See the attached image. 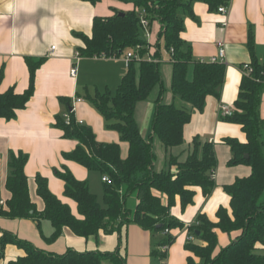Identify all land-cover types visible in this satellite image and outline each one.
<instances>
[{
	"label": "trees",
	"instance_id": "1",
	"mask_svg": "<svg viewBox=\"0 0 264 264\" xmlns=\"http://www.w3.org/2000/svg\"><path fill=\"white\" fill-rule=\"evenodd\" d=\"M92 4L99 0H83ZM132 3L135 9L115 12L111 16H96L92 22L90 36L80 35L84 42L80 53L93 56L116 54L120 56L128 49L138 46L140 60H131L127 70L118 83L115 94L106 90L93 97H87L102 115L105 126L118 132L121 141L128 144L125 159L120 157L118 143H103L95 138L91 127L77 123L72 116V103L61 98L70 114V122L65 123L63 116L58 118L57 126L63 131V137L77 140L76 147L63 157L73 160L88 170L107 175L109 182L103 185V205L97 196L89 190L86 180H78L65 167L55 169L54 174L64 182V195L74 200L80 217L71 213L69 206L61 202L50 192L47 178L36 174V193L44 206L38 210L30 199L27 176L24 166L27 154L11 153L5 188L9 197L0 204V215L9 218H27L37 222L50 221L52 232L43 236L48 242L57 239L64 227L77 236L88 238L99 231L106 234L120 235L129 223H137L143 229L154 233H163L162 244H171L172 234L165 233V228L182 226V223L170 216V207L179 197L181 209L193 203L194 187L199 186L207 197L213 186L217 158L213 143L201 142L193 137L191 150L186 158L179 161L170 155L168 168L155 171L156 154L152 139L156 137L165 150L183 144V127L191 118V109L202 110L207 95H218V89L224 80L225 64L221 62L200 61L193 57L189 49L183 48L180 33L183 21L178 15L179 9H189L197 0H118ZM208 5L210 10L220 5H228L229 0H199ZM143 8L149 23L157 21L160 25L157 39L153 46V56L160 53L161 39L166 48H173L171 92L174 97L191 106L190 110L177 107L174 102L162 101L164 92L160 64L150 61V45L143 36L139 24L137 9ZM252 48V42H249ZM29 69V84L22 93L12 88L0 92V118L12 119L16 111L25 107L34 91V72L43 59L26 57ZM253 71L243 74L236 100L235 111L222 119L237 123L244 132L246 141L225 137L231 150L230 165L245 163L251 171L243 177H237L232 183L223 186L230 196V210L219 207L216 221L199 214L188 233L200 239L199 245L188 240L185 248L191 253L186 264H264V203L260 200L264 192V150L262 130L264 122L260 116V95L264 89V61H250ZM1 78V72H0ZM161 89L154 100L155 107L151 122V135L145 139L134 119V109L138 101L149 97L151 91ZM247 154L248 157L244 155ZM175 167V171H172ZM166 197V203L162 197ZM133 198V204L129 199ZM215 229L230 234H238L215 253L217 235ZM7 243L22 248L24 254L8 260L6 264H126L125 254L119 246L111 251H76L68 248L63 254H53L39 249L28 241L17 238L4 231L0 238V256ZM263 249H258V246ZM159 253V254H158ZM157 254L163 256L162 252ZM198 258V261L195 260Z\"/></svg>",
	"mask_w": 264,
	"mask_h": 264
},
{
	"label": "crops",
	"instance_id": "2",
	"mask_svg": "<svg viewBox=\"0 0 264 264\" xmlns=\"http://www.w3.org/2000/svg\"><path fill=\"white\" fill-rule=\"evenodd\" d=\"M119 8L121 11L135 9L132 3L118 0H99L94 4L83 0H0V92L12 88L14 92L22 93L29 84L26 57L43 59L34 72V91L25 107L17 110L12 119L0 118V204L9 197L5 181L9 174L11 153L23 152L28 156L24 166L28 192L37 209L41 210L44 206L36 193L35 176L40 174L47 178L50 192L66 203L74 216L80 217L76 202L64 195V182L54 174V170L67 168L76 179L86 180L90 191L94 176L97 175L62 155L72 151L78 142L63 137V131L57 126L58 118L67 111L61 98L71 101L72 116L76 121L91 127L97 141L119 142L120 157H127V142L120 140L117 131L105 126L104 118L87 99L97 91H111L109 87L112 83H117V87L127 70L122 56L95 58L81 54L76 75H70L74 51L80 52L79 49L84 46L80 35H91L94 17L111 16ZM178 15L183 21V31L180 33L183 48L189 49L195 59L207 61L216 55L217 42H223L225 74L218 95H207L202 110L191 109V118L183 127V144L165 150L156 137L152 139L156 154L155 171L168 168L167 155L171 154L179 161L184 160L195 136L201 142H212L217 158L214 186L207 197L199 186H195L193 203L184 209L180 207L179 197H175L169 213L182 226L170 228L169 234L173 235L174 240L167 250L160 251V241L165 236L163 233L143 229L137 223H129L120 235L99 231L88 238L77 236L64 227L57 239L48 242L43 236H49L52 232L49 220H40L38 226L32 219L0 215V238L6 231L53 254H63L68 248L76 251H111L119 246L121 253L125 254L126 264H186L191 253L185 248L188 232L185 226L194 223L199 214L215 222L219 207L230 210V196L223 186L232 183L237 177L249 175L251 169L245 163H228L231 150L223 139L233 137L244 142L246 137L239 124L222 119L219 106H234L243 76L240 66L250 63L252 59L264 61V0H229L227 11L223 14L216 9L210 10L205 2L197 0L191 3L189 9H179ZM159 28V23L153 21L149 38L151 44L156 42ZM249 42H252V48ZM52 45H55L53 50ZM171 73L172 64L165 70V79L161 74L163 102L172 101L173 98ZM97 78L100 82L94 84L92 80ZM155 88L154 97L140 107L137 104L146 99L138 101L133 114L145 139L151 135L154 100L161 89L160 86ZM77 98L81 100L77 101ZM259 111L264 122V89L260 95ZM261 140L264 150V126ZM171 169L175 171V167ZM128 202L133 204L134 199L130 198ZM162 202L166 203L165 196ZM215 232V253L238 234L236 231L228 234L219 229H215ZM190 242L204 244L196 237ZM262 247L259 245L258 249ZM158 252H162L163 256H159ZM23 254L22 248L7 243L0 256V264H6L8 260ZM195 260L198 261V258Z\"/></svg>",
	"mask_w": 264,
	"mask_h": 264
},
{
	"label": "built area",
	"instance_id": "3",
	"mask_svg": "<svg viewBox=\"0 0 264 264\" xmlns=\"http://www.w3.org/2000/svg\"><path fill=\"white\" fill-rule=\"evenodd\" d=\"M217 11L219 13H226L227 11V6L225 5H220L217 7ZM137 14H138V19H139V24H140V27L143 31V36L144 38L146 39V41L148 43L149 42V38L151 36V24L149 23V20L147 19L146 17V12L143 8L141 9H137ZM55 48V45H52L51 46V50H53ZM153 47H150V52H151V55L148 54L147 58L150 60V61H153L155 63H164V60L162 58V56L160 55H157V56H153ZM168 50V53L169 54H172L173 53V48H167ZM138 51V46L135 48V50L133 49H128L127 51L124 52V54H122V59L123 61L126 63V65H128V63L135 59L136 61L137 60H140V55L136 52ZM93 57L95 58H116L118 57L116 54H111V55H104V54H101V55H93ZM171 57V56H170ZM81 58V53L79 51H74V54H73V61L71 63V67H70V75L71 76H75L76 73H77V68H78V62ZM224 60V49H223V42L222 41H218L217 42V53L216 55L214 56H211L207 61L208 62H223ZM173 59L170 58V62L172 63ZM200 61H204V60H200ZM240 69H241V72L242 74H246V75H250L253 71V68L252 66L250 65V63H245V64H242L240 66ZM77 101H80L81 99L80 98H77L76 99ZM73 110V109H72ZM219 110H220V116L221 117H229L233 114V112L235 111V107L234 106H229V105H226V104H221L219 106ZM63 118H64V121L66 124H68L70 122V114L69 112H65L63 114ZM77 123H82V121H76ZM214 174H212V177H213ZM102 181L103 182H109V178L107 175H102ZM0 203H2V201H0ZM196 223V221L194 222ZM193 223H188L185 227L186 229L188 230L189 227L192 225ZM164 232L165 233H169L170 232V229L168 228H165L164 229ZM195 237L191 234H189L187 232V240L188 241H191L193 240ZM167 247H168V244H162L160 245V251L162 252H165L167 250ZM162 264H167V263H162Z\"/></svg>",
	"mask_w": 264,
	"mask_h": 264
},
{
	"label": "rangeland",
	"instance_id": "4",
	"mask_svg": "<svg viewBox=\"0 0 264 264\" xmlns=\"http://www.w3.org/2000/svg\"><path fill=\"white\" fill-rule=\"evenodd\" d=\"M117 12H120V8L119 9H115ZM150 47H153L154 44H151L149 43ZM160 55L162 56L163 60H164V63H161L160 64V71H161V74H163V77L165 79V70L166 69H169L170 65L172 64L170 62V54L168 53V50L166 48V45H165V41L163 39H161V43H160ZM92 82H94V84H98L100 82V80H98V78L95 80H92ZM166 82V80H165ZM116 84L117 83H112V85H110L109 89L111 90V93L114 95L115 94V90H116ZM156 88H154L149 97L145 100V101H142L140 103L137 104V107H140V106H143L146 104V101H149L151 98L154 97L155 95V90ZM103 90V89H102ZM172 95V101L174 102V104L179 107V108H184V109H187V110H190L191 109V106L183 101H181L180 99H178L177 97H174L173 94ZM172 101H165V102H172ZM137 111V110H136ZM119 143V142H118ZM154 150V149H153ZM190 150H191V146H190ZM171 155V154H170ZM170 155H167L166 158H167V164H168V157ZM91 174L93 175H99V177L97 176H94V179H93V183H92V189L91 191L93 193L96 194V196L98 197V200L100 202L101 205H103V182L101 181V174L98 172V171H92ZM96 190V191H95ZM97 190H99V193H97ZM260 200L264 203V192L262 193L261 197H260ZM154 264H159L158 262L154 263Z\"/></svg>",
	"mask_w": 264,
	"mask_h": 264
},
{
	"label": "water",
	"instance_id": "5",
	"mask_svg": "<svg viewBox=\"0 0 264 264\" xmlns=\"http://www.w3.org/2000/svg\"><path fill=\"white\" fill-rule=\"evenodd\" d=\"M122 14H123V12H119V15H122ZM244 156H245V157H248L247 154H245Z\"/></svg>",
	"mask_w": 264,
	"mask_h": 264
}]
</instances>
